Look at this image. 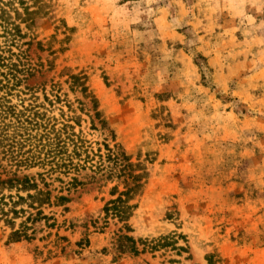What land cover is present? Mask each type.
<instances>
[{
	"label": "rangeland",
	"instance_id": "obj_1",
	"mask_svg": "<svg viewBox=\"0 0 264 264\" xmlns=\"http://www.w3.org/2000/svg\"><path fill=\"white\" fill-rule=\"evenodd\" d=\"M41 1L0 178L50 202L0 212V264H264V0Z\"/></svg>",
	"mask_w": 264,
	"mask_h": 264
},
{
	"label": "trees",
	"instance_id": "obj_2",
	"mask_svg": "<svg viewBox=\"0 0 264 264\" xmlns=\"http://www.w3.org/2000/svg\"><path fill=\"white\" fill-rule=\"evenodd\" d=\"M34 2V5L37 8V11L31 12L28 8H24L22 14H19L16 9L13 8L12 2H4L3 0H0V39H3V45H0V91L1 90H8L7 92L10 93L20 82L21 79L19 78V74L24 73L22 70L19 69L18 63L20 62L19 55H15L11 48L12 47H18V44L21 42V40L24 39V35L22 34V31L20 29L21 24H25L27 30H31V27L33 26V17L38 14L41 10V7L38 6L39 0H32ZM40 2H42L40 0ZM40 10V11H39ZM12 13H14L15 17H12ZM22 16H25V18H22ZM17 59V62L13 61V58ZM3 98H0V119L5 120L9 114L7 113L10 111V109H5L4 105L1 103ZM19 119V124L22 122L20 120V117H17ZM30 123H33L31 121ZM23 125V123H22ZM20 127H17L18 130ZM8 125H1L0 123V141H9L10 137L8 139ZM48 147L50 150H48V154L51 155L52 152L55 151H62L64 149V145H61L59 143H51L48 142V144L45 146ZM110 152V151H109ZM6 187L8 189H16L17 192L23 191V192H29L33 190L35 192L34 195L27 194L26 199L17 196V202H11L13 209L5 212L1 209V215L2 217L8 216V214H12L14 217L18 216L20 213L15 209L16 205H18L19 202H23L25 200L32 201L31 208L34 207V204H38L39 206L48 205L50 202L49 194L43 193L41 191H37V187L34 184H31V182L28 179H23L22 181H19L17 178L10 179L7 181H2L0 178V189ZM133 188H128L124 194H121L120 197L112 201L110 204L106 206L104 209V212L111 213L114 215L115 218L122 220L129 217V211L131 210V207L128 206V200L131 198V195L133 193ZM125 198V199H124ZM12 199V198H11ZM66 199L63 197L57 198L58 202H63ZM0 205H5L4 196L2 195L0 198ZM2 208V206H1ZM22 211V210H20ZM23 212V211H22ZM39 214L40 212L37 211ZM9 223H11L9 221ZM19 235L18 232H14L12 234V237H17ZM134 249V248H133ZM135 252V250H134Z\"/></svg>",
	"mask_w": 264,
	"mask_h": 264
}]
</instances>
